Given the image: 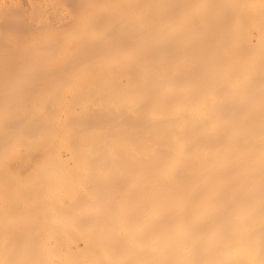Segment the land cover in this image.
Wrapping results in <instances>:
<instances>
[{
    "label": "bare ground",
    "instance_id": "1",
    "mask_svg": "<svg viewBox=\"0 0 264 264\" xmlns=\"http://www.w3.org/2000/svg\"><path fill=\"white\" fill-rule=\"evenodd\" d=\"M114 10L43 70L67 79L1 83L0 211L26 223L0 215V264H264V0Z\"/></svg>",
    "mask_w": 264,
    "mask_h": 264
},
{
    "label": "rangeland",
    "instance_id": "2",
    "mask_svg": "<svg viewBox=\"0 0 264 264\" xmlns=\"http://www.w3.org/2000/svg\"><path fill=\"white\" fill-rule=\"evenodd\" d=\"M116 2H117V0H0V87L2 88L5 85H7L6 86L7 89L10 90L12 85L15 84V82H17V85L21 84L22 82L18 83L21 80H23V81L27 80V83H33L32 79H36L35 83L40 84L44 80L46 81L47 79H53V80L54 79L55 80L67 79L68 74H69L68 73V71H69L68 66H66L67 69L66 68L58 69L57 73L56 72L46 73L43 70L46 68L53 70L52 66H57V67L61 66L59 64H61V63L63 64L62 60L64 58L77 56V53L75 52V50H73V49H75L76 41L80 38V36L91 35L92 32L94 31V29L92 27L95 24L109 25L110 22H112L117 15L116 10H114L115 6H116ZM13 23L15 24V26H9V24H13ZM106 30H107V27L102 28V29L100 28V29H98V32H105ZM54 49H61L62 51H58V50H54ZM76 51H77V49H76ZM64 63L68 64V62H64ZM76 63L77 64L79 63L78 60ZM93 67H95L99 71H101V69H102V67L94 66V65L79 66L78 67L79 70L77 71V74L75 73V75L72 77L77 80V77L83 75L82 71L89 70ZM37 71H38V73L39 72L40 73L37 74ZM72 77H71V79L74 81L75 79H73ZM101 77H105V75L101 74ZM29 79H31L30 80L31 82H28ZM41 79H42V81H41ZM17 80H20V81H17ZM1 83H4L5 85L1 86ZM12 83H14V84H12ZM24 83H26V82H24ZM69 84H71V83H67L66 86L70 87L69 89L71 90V86ZM15 86H16V84L14 85V87ZM66 86L64 87L65 94H67L70 91V90H66V88H67ZM17 89H18V87L16 88V90ZM2 90H3V88H2ZM5 90H6V88L3 90V93ZM8 90H6V92L4 93V94H6L5 95L6 100H7V96H8L7 93L9 92ZM12 90L13 91L10 90L12 93H14L16 91L14 89H12ZM17 92H18V90H17ZM70 92L68 94H70ZM3 93H1V91H0V95L2 94L0 97L3 96ZM10 93H9V95H10ZM14 94L16 95V92ZM68 94L65 98H69ZM13 96L14 95L12 94V97ZM17 96H18V93H17ZM69 96L72 97V94ZM9 97L11 98V96H9ZM9 97H8V99H10ZM13 98H16V96ZM42 98L44 99L43 96H42ZM3 99L1 98V100H3ZM19 99H20V97H19ZM19 99H17V100H19ZM36 99L38 100L39 98H36ZM37 100H36V102H37ZM64 100H65V102L63 103L64 105H65V103H66V106H69L70 104H72V103H70L71 101L70 102L67 101L68 102V105H67V102H66L67 99H64ZM68 100H70V99H68ZM5 102L6 101L4 100L3 103L5 104ZM10 102H11V100H10ZM18 102L19 101L15 102V103H18ZM43 102H46V99H44ZM6 103L8 104V101ZM73 103L75 104L76 102H73ZM2 104H0V105L2 106ZM34 104H37V103H34ZM13 105L14 104L11 103V106H13ZM72 105H70V106H72ZM1 106H0V109L1 108H7L4 106L1 107ZM61 106L63 108L65 107V108L63 109L62 107L60 108L58 106V108L56 109L58 111V113L61 111V109H63V111H64L67 108L66 106H63V105H61ZM75 108H77L78 110L80 109L79 105H76ZM8 109H12V108L11 107L7 108V110L3 109V112H4V110H6V112L7 111L9 112ZM9 127H11V125ZM1 135L2 134H0V136ZM41 137H40V139H42ZM35 138H37V137H34V139ZM34 139H32V140L34 141ZM40 139H39V141H40ZM43 139H42V141H43ZM35 141H38V139H35ZM22 149L20 150L21 153L19 152V150H18L19 153L17 151H15V152H17V154L22 155V152L24 151L23 152V155H24L26 153L27 149H25V148H22ZM34 151L36 152V150H34ZM15 152L13 153V155H15ZM36 153H37V155L39 154L38 152H36ZM13 155L9 156L11 158L6 157V160H5L6 170H9L8 168L10 167V165H12V164L15 165L17 163V161H18V163L20 162V160H19L20 155L19 156L15 155L16 157L14 156V158L12 157ZM25 155H27V154H25ZM37 155H36V157L34 156V158H33L34 162L31 161L30 163H27V164L25 162H20V165L22 164L21 167L19 166V164H16L14 166L16 168V170H13L15 168H13L12 167L13 165H12L11 167L13 169L12 168L10 169V171L12 170L11 171L12 174L11 173L9 174V176H12V180H15V179H13V177L18 179L17 176L19 175L18 177H20V176L21 177L17 181H22V182H23V180L25 181L24 178H28L26 176L27 174L25 173V171L30 172V174L28 175V176H30L32 174V171L37 167V165H39L38 162H40L39 160L41 158H40V155H38V156ZM23 157H27V156H23ZM35 159H37V160H35ZM14 160H17V161H14ZM35 161H38L36 163V166H34ZM17 165L19 167H17ZM13 174H16V175L14 176ZM24 176H26V177H24ZM22 177H24V178L21 179ZM17 181L15 180L13 182L15 184H17L18 183ZM17 185H19V184H17ZM0 207L3 208V206H0ZM0 212H1L0 215L2 216V218L0 217L2 222H3V219H7V222L9 223L10 221H13V220L16 221L18 217H19V219L21 217V216H18L17 218L11 217L12 219L9 220V218L12 214H10V216H9L7 213L8 212L12 213V211H7V213H6V211L3 210ZM2 212H4L8 218L4 215V213L2 215ZM24 212L25 211H22L21 214ZM15 213H13V214H15ZM13 217H15V216H13ZM4 221L6 223V220H4ZM17 221H23L24 222L25 220H17ZM14 222H12V223H14ZM12 223L9 224V225H11V227L13 225ZM17 223L21 224L20 222H17ZM24 223H26V222H24ZM0 224H2V223H0ZM6 225H7V223H6ZM0 226H2V225H0ZM8 226H6V230L8 228L10 229V227H8ZM23 226L25 227V224L22 226L20 225V228L24 229ZM2 227H3V229L5 228V226H2ZM2 227H0V228H2ZM26 227H28V226H26ZM26 229H28V228H26ZM10 232H12V231H10ZM10 232H7L8 236H9ZM4 235L5 234H3V236ZM11 235H14V233L10 234V236ZM3 236L1 235L0 238H2ZM12 237L15 238V236H12ZM2 239L0 241H3L2 245H5V246L3 248L1 246V249H4V248L7 249L6 248L7 246L13 247L12 246L13 242L11 243V245H9L10 243L8 244V242L4 240V239H6V237L3 240ZM7 239L11 240V238H8V237H7ZM12 241H13V239H12ZM23 241H21V243H17V244H22ZM6 242H7V245L4 244ZM13 245H15V243H13ZM9 247H8V250H11ZM16 247H13V248H16L18 250V252H19L20 248H23V247H20V245H19V248L17 245H16ZM16 249H14V250L16 251ZM21 251H22V249H21ZM8 254H10V253H7L6 255H8ZM16 254H18V253H16ZM13 255H14V253H13ZM13 255H12V258L17 257L15 255L13 257ZM21 255H23V254H21ZM12 258H10L9 260H12ZM0 260H2V259H0ZM3 260H5V259L3 258ZM5 262L10 264V262L8 260H5ZM16 262H14V263H16Z\"/></svg>",
    "mask_w": 264,
    "mask_h": 264
}]
</instances>
